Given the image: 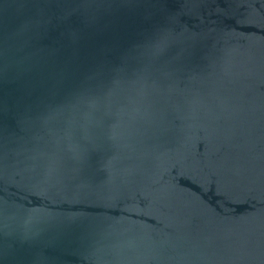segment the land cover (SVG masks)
Masks as SVG:
<instances>
[{
    "label": "water",
    "instance_id": "obj_1",
    "mask_svg": "<svg viewBox=\"0 0 264 264\" xmlns=\"http://www.w3.org/2000/svg\"><path fill=\"white\" fill-rule=\"evenodd\" d=\"M0 264H264V0H0Z\"/></svg>",
    "mask_w": 264,
    "mask_h": 264
}]
</instances>
